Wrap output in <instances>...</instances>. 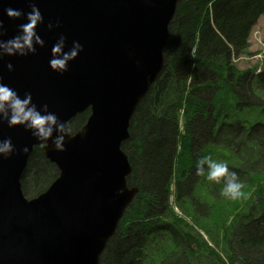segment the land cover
Returning <instances> with one entry per match:
<instances>
[{"label": "water", "instance_id": "water-1", "mask_svg": "<svg viewBox=\"0 0 264 264\" xmlns=\"http://www.w3.org/2000/svg\"><path fill=\"white\" fill-rule=\"evenodd\" d=\"M178 2L0 0L6 33L0 39H11L26 23L9 20L5 8L27 13L35 3L44 18L37 32L45 42L34 56L0 60V80L21 97L31 93L38 107L47 104L69 130L64 152L51 146L45 151L59 177L45 193L28 198L21 179L38 141L20 126L0 123V140L11 138L16 150L0 158V264H101L139 193L128 187L133 167L122 145L130 139L138 104L163 69ZM57 22L60 27L48 31L47 25ZM61 34L67 48L73 41L83 46L63 75L49 68L52 45ZM88 111L86 124L70 135L69 121Z\"/></svg>", "mask_w": 264, "mask_h": 264}, {"label": "trees", "instance_id": "trees-1", "mask_svg": "<svg viewBox=\"0 0 264 264\" xmlns=\"http://www.w3.org/2000/svg\"><path fill=\"white\" fill-rule=\"evenodd\" d=\"M263 15L264 0H179L169 28L163 69L138 104L130 140L122 146L133 167L128 185L137 187L139 194L109 239L101 264H199L204 263L205 255L216 264H225L219 248L232 264L240 259L236 252L239 245L264 264V222L250 229L245 226L249 222L245 221L249 219L246 208L251 213L264 204V95L256 79L249 80V89L243 80L239 82L250 73L238 70L231 62L233 51L240 54L248 49L251 29ZM239 87H244L245 93ZM215 89V96L206 103L204 96ZM236 89L241 94L234 92ZM88 117L89 112H85L72 119L71 132L80 130ZM182 120L186 121L184 132ZM236 124L241 133L249 135L242 142ZM224 127L237 137H226L221 133ZM214 134L222 139L214 140ZM203 136L213 140L205 141L196 152ZM179 141V171L183 172L177 180L174 165ZM205 156L227 162L229 170L237 173L244 185L240 198L222 197L223 183L216 185L206 180V174L196 175V161ZM246 157L256 161L254 166L246 164ZM58 175L44 150L36 147L21 179L25 196H38ZM174 180L179 209L198 229L180 218L169 204Z\"/></svg>", "mask_w": 264, "mask_h": 264}, {"label": "clouds", "instance_id": "clouds-1", "mask_svg": "<svg viewBox=\"0 0 264 264\" xmlns=\"http://www.w3.org/2000/svg\"><path fill=\"white\" fill-rule=\"evenodd\" d=\"M5 15L9 20L26 19V23L19 25L18 33L8 40L0 39V60L4 57H27L36 55L37 48L45 46L44 40L37 32V26L44 24V18L40 9L35 3L30 4V11L24 13L20 9L11 7L5 8ZM4 22L0 20V37L6 33ZM59 22L55 25L49 23L48 31L59 28ZM67 37L61 34L52 45L49 68L51 71L63 75L68 71V65L75 61L83 51V46L78 41H73L70 48H67ZM9 72L13 70V65H7ZM0 123H6L8 128L16 126L22 127L26 132H30L32 137L38 141L39 148L47 151L53 147L56 152H64L66 149L65 138L68 137V128L65 121L49 111L47 104L37 106L33 103L31 93L26 92L23 97L8 85L0 80ZM51 141V145L49 144ZM15 147L11 138L0 140V158H10L15 153ZM23 153L27 154L29 149L23 148ZM208 182L219 185L223 183L221 196L236 200L242 195L244 185L239 181L237 173L230 171L227 162H218L205 156L196 161V175L205 176Z\"/></svg>", "mask_w": 264, "mask_h": 264}, {"label": "rangeland", "instance_id": "rangeland-1", "mask_svg": "<svg viewBox=\"0 0 264 264\" xmlns=\"http://www.w3.org/2000/svg\"><path fill=\"white\" fill-rule=\"evenodd\" d=\"M261 27V31H262V36H263V38H261L260 40H263V43H262V46H264V23L263 22H260L259 24H258V27ZM257 29V28H256ZM255 30V29H254ZM257 31H253V33H252V35H251V39H250V41H254V39H255V33H256ZM238 67V69L239 70H241V71H243V70H246V69H248V64H246L245 62H242V63H240L239 65H237ZM252 78H253V75L252 74H245L241 79H238V81L239 82H242V80H243V82L242 83H246V87L249 89V84H248V82H249V80L252 82ZM234 89H235V87H234ZM239 89L243 92V93H245V90H244V87L242 88V87H239ZM215 91H217V89H215V90H211V91H209V94L207 95V96H204V101L206 102V103H210V101H211V99L215 96ZM241 91H239V90H235L234 92H238L239 94H241ZM249 94H250V92H249ZM252 98L253 99H256L254 96H252ZM224 110H225V108H223ZM248 124L250 123L249 121L247 122ZM184 125H186V121L185 122H183V127H184ZM238 129V135L240 136L239 137V141L240 142H242V139H244V138H248L249 137V135H247V134H244L243 132L241 133L240 132V128H239V126L236 124L235 125ZM202 126H199V129L201 128ZM221 133H223V134H225L226 135V137H229V135L230 134H233L232 133V131H231V129H229V131L228 130H226V127H224L223 128V130L221 131ZM214 135H217V137L214 139V140H216V141H220L219 139H222V137L220 136H218V134H214ZM184 137H185V135H184ZM225 137V138H226ZM233 137H237L235 134H233ZM233 137H231V140L232 141H234V145H235V147L237 148V149H239L240 148V146L235 142V140H234V138ZM201 139H202V141H200V143H199V145L197 146H195V151L196 152H198V149L199 148H201V146L205 143V141H207V140H213V138L212 137H205V136H203V137H200ZM181 154V153H180ZM244 160H245V162H246V164L248 165V166H254V164L256 163V161L254 160V159H251L250 157H246V158H244ZM221 161H224V160H221ZM179 162H180V156H178V159H177V163H176V171L174 170V174H175V172H176V175H177V180H178V178L180 177V176H182V172L183 171H179V169H180V166H179ZM231 165V164H230ZM182 167H183V169H184V165H183V162H182ZM242 167V166H241ZM180 172V173H179ZM181 174V175H180ZM174 177H176V176H174ZM175 184H176V182H175V180L173 181V185H172V190L173 189H176L175 187ZM183 187L185 188V189H188V184L186 183V182H184L183 184ZM240 198V197H239ZM198 199V204H200V197L199 198H197ZM257 199H258V197H257ZM176 200H177V197L176 196H174V194H172V196H171V202H172V207L176 204ZM252 204H254V203H252ZM225 207V206H224ZM226 212V215H227V209L225 210ZM182 214V216H184V214L183 213H181ZM232 215H236V214H232ZM249 216V219H248V217H246V219H245V221H249V222H246L247 224L245 225V226H248V229H250L254 224H260V222H264V204L263 203H261L260 205H258L257 207H256V209L255 210H253L251 213H250V210H249V208H246V210H245V216ZM180 218H182L183 220H185L190 226H192V227H194V228H196V229H198V227H197V225H196V223H195V221H193L191 218H187V217H180ZM263 218V220L261 221V219ZM230 221H231V218H230ZM264 224L263 223H261V226H263ZM264 228V227H263ZM205 236L206 237H204L205 238V240L206 241H208V243H210L211 241H209V237L205 234ZM216 250V249H215ZM219 252H220V254H221V256H222V259L224 260V261H229L227 258V255L224 253L225 251L224 250H221L220 248H219ZM236 252H237V254L240 256V259H236L235 260V262L234 263H232V264H243L242 262H244V261H246L245 262V264H261L259 261H256V257L257 256H255V257H253V256H249V254L247 253V251L246 250H244V249H242L241 247H240V245H239V247H237V250H236ZM202 260H203V262L204 263H199V264H216V262H215V260L213 259V258H211V257H209V256H207V255H205V256H203L202 257Z\"/></svg>", "mask_w": 264, "mask_h": 264}, {"label": "bare ground", "instance_id": "bare-ground-1", "mask_svg": "<svg viewBox=\"0 0 264 264\" xmlns=\"http://www.w3.org/2000/svg\"><path fill=\"white\" fill-rule=\"evenodd\" d=\"M144 97H145V96H144ZM142 99H143V98H142ZM142 99H141V100H142Z\"/></svg>", "mask_w": 264, "mask_h": 264}]
</instances>
